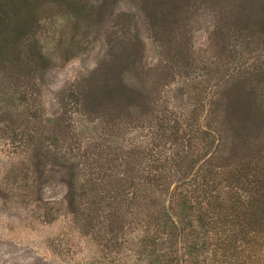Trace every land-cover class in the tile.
I'll return each mask as SVG.
<instances>
[{
  "label": "rangeland",
  "instance_id": "374dc122",
  "mask_svg": "<svg viewBox=\"0 0 264 264\" xmlns=\"http://www.w3.org/2000/svg\"><path fill=\"white\" fill-rule=\"evenodd\" d=\"M246 2L90 0L88 5L93 9L78 18L59 14L56 6H36L39 20L36 38L50 60V68L43 82L33 81L24 73L19 75L16 82L11 84L7 81L5 84L8 91L19 86L20 91L24 90L28 95L32 94L30 97H35V102L30 99L21 109L36 111V119L23 113V117H27L24 120L20 117L17 126L22 125V130L30 133L37 130L48 139L42 141L40 138L41 143L27 141L17 149L10 148L7 142L11 134L3 127L5 114L0 113V134L5 136H0V140H5V145L0 144V264H159L156 261L158 253L150 251V240H144L146 216L154 213L151 206L143 209L134 203L129 208L119 197L107 203L101 198L107 194L102 185L84 194V188L80 185L82 180L79 179H83V175L80 173L78 179L75 177L79 170L75 166L79 161L77 152L82 151L83 147L90 149L98 142L112 146L118 160L133 155L127 151L140 148L141 152L135 155V160H144L147 148L154 146V140H150L154 139L152 130L157 128L156 121L151 123L146 120V123L136 127L135 119L115 114L111 117L117 124L111 128V123L89 119L80 111L75 99L64 96V92L73 87L76 81L90 77L103 62L109 49V34L117 28L121 29L117 17L128 14L130 20L123 24L126 29L123 37L132 36L134 46L142 48V63L151 73L149 80L154 82L150 86L158 107L156 111L164 110L172 124L173 121L180 122V117L186 118L189 111L196 109V123L205 125L211 99L216 96V84L230 81V76L226 77L224 72L223 62L229 61L226 54L219 52L222 59L217 60L218 52L214 44L217 14L226 10L236 16H253V8ZM158 3L160 9L154 7ZM147 5H151L153 13L157 12L156 9L161 10L162 6L161 11H167L166 8L170 7L174 16L167 15L163 25L160 20L150 25L145 15ZM157 29L169 30L173 42L182 45L186 42L191 55L197 60L203 59L199 63L201 71L188 76L183 73L187 68L182 65L172 75L162 74L161 64L170 63L172 57L164 51L166 45L162 42H167L166 36L158 34ZM136 33L138 39L134 38ZM122 45H126L125 40ZM252 49L251 45L239 49L241 54L232 52L235 58L227 67L242 64L246 72L238 79L240 82L236 86L260 94L259 98L264 101V62L253 71L256 52ZM177 59L178 56L174 58L175 61ZM202 78L204 82L199 84ZM0 79H4L1 73ZM214 116L215 113L210 111L209 117ZM58 117L65 118L67 123L71 121L73 125L68 134L58 133L56 137L55 122ZM249 131V141H243L246 135L243 131L245 134L235 136L240 145L233 148L237 151H233L235 154L246 160L256 156V148L264 145V119ZM234 143L233 139H229L227 148ZM160 149L164 150L163 154L172 153L167 141ZM62 155L70 158L65 166L57 164L62 163ZM10 164L12 171L8 169ZM117 172L120 176V166ZM176 184L174 181L170 185V192ZM168 211L172 214L169 207ZM204 238L205 235L200 233L198 241ZM242 240L232 252L233 255L215 261L211 260L213 256L210 258L209 251H203L201 247H195L192 254L182 251L180 238L172 249L165 247L160 254L170 264H264V232L259 233L258 237L250 236Z\"/></svg>",
  "mask_w": 264,
  "mask_h": 264
},
{
  "label": "trees",
  "instance_id": "16d2710c",
  "mask_svg": "<svg viewBox=\"0 0 264 264\" xmlns=\"http://www.w3.org/2000/svg\"><path fill=\"white\" fill-rule=\"evenodd\" d=\"M246 1L253 8V16H236L226 10L217 14L214 43L217 60L222 59L219 52L226 54L229 61L223 62L224 72L226 77L230 76V81L216 84V96L211 99L205 125L196 123V109L189 111L186 118L180 117V122L173 121L172 124L164 110L156 111L158 107L150 86L154 82L149 80L151 73L142 63V48L134 46L132 36L123 37L126 30L123 24L130 20L128 14L117 17L121 29L117 28L109 34V49L103 62L90 77L76 81L73 87L64 92V96L75 99L80 111L89 119L111 123V128L117 124L111 117L115 114L135 119L136 127L146 123V120L151 123L156 121L157 128L152 130L154 139L150 140H154V146L144 151V160H135V155L141 152L140 148L127 151L128 154L133 153V157L118 160L112 146L98 142L90 149L83 147L82 151L77 152L79 161L75 166L79 170L75 177L78 179L80 173L83 175V179H79L82 180L80 185L84 188V194L102 185L107 194L101 198L107 203L119 197L129 208L134 203L143 209L151 206L154 213L146 216L144 240H150V251L158 253L156 261L159 264H170V261L161 258L163 254L160 253L165 247L172 249L179 238L182 251L192 254L195 247H201L203 251H209L210 258L213 256L211 260L215 261L233 255L242 239L258 237L259 233L264 232V145L258 146L256 156L247 160L233 152L237 153L233 148L240 145L235 136L245 134L242 133L244 131L246 135L243 141H249L250 128L258 126L264 119V101L259 98L260 94L236 86L246 69L242 68V64L227 67L235 58L232 52L241 54L239 49L251 45L256 52L253 71L264 62V0ZM88 3L90 0H0V73L4 77L0 79V113L5 114L2 115L5 122L3 127L11 134L7 142L10 148L17 149L27 141L41 143L48 139L37 130L30 133L22 130V125L17 126L20 117L24 120L29 115L36 119V111L21 109L30 99L35 102V97H30L32 94L28 95L24 90L20 91L19 86L8 91L5 84L7 81L11 84L16 82L19 75L24 73L33 81L43 82L50 68V60L36 38L39 28L36 6H56L59 14L78 18L93 9ZM150 7L145 6L150 25L159 20L163 25L167 15L174 16L168 6L167 11H161L164 6L158 10L160 4L154 5L158 8L156 13ZM240 22L244 24L240 25ZM162 25L159 26L163 28ZM155 31L166 36L167 42H162L166 45L164 51L172 57L170 63L161 64L162 74L172 75L182 65L187 68L183 73L188 76L201 71L199 63L203 59L197 60L191 55L186 42L185 45L173 42L169 30ZM134 38L138 39L137 33ZM123 40L126 41L125 46L122 45ZM176 56L178 59L175 61ZM240 68L243 70L236 74ZM203 82V78L198 81L199 84ZM210 111L215 113L214 117H209ZM23 113L27 116L23 117ZM72 125L71 121L67 123L65 118L58 117L55 136L58 133L68 134ZM0 136L5 137L3 134ZM53 139L56 142L55 137ZM161 139L170 143L172 153L169 155L163 154L164 150L160 149L165 145ZM229 139L236 143L228 149ZM4 141L0 140V144L5 145ZM209 153L211 155L206 158ZM62 158V163L57 164L65 166L70 158L65 155ZM119 166L122 172L120 176L117 172ZM11 168L10 164L8 169L12 171ZM174 181L177 184L170 192V185ZM167 202L172 214L167 209ZM176 222L181 226V233ZM195 228L205 235L203 241H198L200 233Z\"/></svg>",
  "mask_w": 264,
  "mask_h": 264
},
{
  "label": "water",
  "instance_id": "95a60500",
  "mask_svg": "<svg viewBox=\"0 0 264 264\" xmlns=\"http://www.w3.org/2000/svg\"><path fill=\"white\" fill-rule=\"evenodd\" d=\"M168 207H169V203L167 204V209H168ZM176 224L178 225L179 231L181 233V226H180L179 222H176Z\"/></svg>",
  "mask_w": 264,
  "mask_h": 264
}]
</instances>
